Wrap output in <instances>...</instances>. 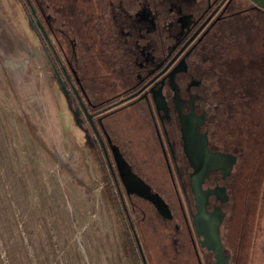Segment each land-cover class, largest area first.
Wrapping results in <instances>:
<instances>
[{"label": "flooded vegetation", "instance_id": "af4514ba", "mask_svg": "<svg viewBox=\"0 0 264 264\" xmlns=\"http://www.w3.org/2000/svg\"><path fill=\"white\" fill-rule=\"evenodd\" d=\"M23 1L67 108L113 181L118 215L141 263L151 257L147 235L161 230L170 236L163 250L170 246L187 258L183 264H241L249 243L230 236L242 231L234 223L243 213L239 198L254 193V122L236 83L264 68V10L252 0H54L52 14L45 0ZM184 121L212 153L235 160L202 184L207 211L223 215L225 261L195 222ZM117 157L163 202L129 193L140 187L126 185Z\"/></svg>", "mask_w": 264, "mask_h": 264}, {"label": "rangeland", "instance_id": "374dc122", "mask_svg": "<svg viewBox=\"0 0 264 264\" xmlns=\"http://www.w3.org/2000/svg\"><path fill=\"white\" fill-rule=\"evenodd\" d=\"M45 2L52 13L54 0ZM28 16L23 0H0V264H142L113 181L68 110ZM254 128V193L239 198L242 231L230 236L249 243L241 264H264V158L255 162L264 140ZM169 240L161 230L147 235L149 264H183L163 250Z\"/></svg>", "mask_w": 264, "mask_h": 264}, {"label": "water", "instance_id": "95a60500", "mask_svg": "<svg viewBox=\"0 0 264 264\" xmlns=\"http://www.w3.org/2000/svg\"><path fill=\"white\" fill-rule=\"evenodd\" d=\"M256 4L257 8L264 10V0H252ZM183 123V139L185 141V149L188 158L193 166L195 172L192 175V187L193 193L196 199L197 215L195 218L196 225L200 227V224L205 226L204 235L214 244L211 246L216 252V259L218 261H225L223 257L224 248L221 245L219 237V226L223 220V215L221 212L209 213L207 211V195L204 193L202 184L205 178L209 175L211 170L222 169L228 163L229 168H231L234 163V158H226L222 154L212 153L208 146L207 140H201L200 135L196 129H192L189 123ZM117 163L123 177L124 182L127 184H138L140 190L128 188L129 193L138 194L139 196L150 200L152 203L157 204L162 203L163 200L150 192L149 187L144 184L139 178H137L131 171L130 167L121 158L117 157ZM129 186V185H128ZM218 218V219H217ZM215 219H217L215 221Z\"/></svg>", "mask_w": 264, "mask_h": 264}, {"label": "trees", "instance_id": "16d2710c", "mask_svg": "<svg viewBox=\"0 0 264 264\" xmlns=\"http://www.w3.org/2000/svg\"><path fill=\"white\" fill-rule=\"evenodd\" d=\"M262 50H258V54ZM255 68V67H254ZM257 69V70H256ZM254 69L253 74L248 75L244 80L238 81L236 89L241 90L243 99L247 98L251 103L253 122L255 130L258 133L256 139L264 140V68ZM254 147V146H253ZM256 148V147H255ZM264 158V149L259 151V157L256 159V164L259 160Z\"/></svg>", "mask_w": 264, "mask_h": 264}]
</instances>
